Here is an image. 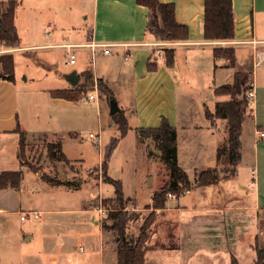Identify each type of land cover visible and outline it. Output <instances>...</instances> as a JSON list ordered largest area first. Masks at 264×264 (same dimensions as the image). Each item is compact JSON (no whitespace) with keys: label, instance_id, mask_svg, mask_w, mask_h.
<instances>
[{"label":"crops","instance_id":"0c3cea01","mask_svg":"<svg viewBox=\"0 0 264 264\" xmlns=\"http://www.w3.org/2000/svg\"><path fill=\"white\" fill-rule=\"evenodd\" d=\"M159 1L174 4L177 23L189 29L187 41L158 42L147 36L149 11L135 0H20L15 14L20 45L7 48L13 50L7 55L14 56L15 83L0 81V175L22 171L24 180L23 170L33 173L19 159V130L28 138L46 136L51 143L55 142L51 145L59 144L66 161H61L59 151L55 150L57 159H49L52 163L82 164V159L72 157L66 150L67 145L80 137L81 101L54 98L51 92L75 90L84 78L81 76L80 84L72 87L65 78L69 73L60 71L66 81L55 84L54 77L35 68V64H40L50 71L60 70V66L67 65L68 56L66 49L58 46L80 45L72 49L77 56L75 65L84 64L86 68L74 71L82 75L90 70L94 82L102 80L129 125L126 137L112 157L114 159L123 149L129 180L113 175L110 162L105 180L122 183L128 209L134 212L149 208L156 216L145 264H154L153 253H157V257L165 252L175 253L172 257L178 264H232L233 260L242 264L241 259L253 252L257 259L253 247L259 240L258 222L260 213L264 212V137L259 135L264 132V0H232L235 38L227 42L205 40L202 32L205 0ZM48 26L53 28L50 34L45 32ZM92 42L109 45L111 54H102L100 48L94 53L91 48L81 46ZM168 48L175 50L173 68L166 64L164 50ZM215 48H234L235 67H229L225 59H215ZM17 54H26L32 59L25 62L28 68L20 72ZM99 58L103 59L104 67L98 64ZM149 63L157 64V70L150 72ZM252 69L250 87L255 100L249 115V129L245 127L246 121L243 122L238 165L254 162L255 179L252 177L247 189L254 193L248 195L252 202L247 205L237 201L217 203L219 182L208 187H193L180 197L168 196L164 209H154L153 194L165 186L169 177L160 151L151 140L141 144L137 130L157 128L165 117L177 131L178 164L194 186L197 173L218 168L216 152L227 139L226 120L211 122L206 117V110L214 114L219 102L215 90L232 84L236 73L244 74ZM205 99L211 101L212 109L205 103L202 106ZM101 106L98 134L107 128L112 140L119 132L109 100ZM139 154H142L144 167L137 170ZM94 168L97 167L85 171ZM35 177L45 181L36 174ZM85 179L80 178L75 184L70 182V176L64 181L57 180L71 183L70 187L47 183L52 188L63 187L73 192L89 183ZM211 188H214L212 192ZM196 194L213 196L214 200L199 204L192 201ZM31 195L23 181L19 190L0 189V264H118L114 236L103 231L96 205L90 207L88 203L101 198V194L91 193L90 200L79 210L56 204L31 210L25 202L28 200L25 196ZM102 199L114 200L115 192L113 197ZM30 211L41 213L40 219L26 224L20 218L23 226L19 232L12 217ZM76 212L90 217L76 221L66 218ZM169 245L173 247H166Z\"/></svg>","mask_w":264,"mask_h":264},{"label":"trees","instance_id":"16d2710c","mask_svg":"<svg viewBox=\"0 0 264 264\" xmlns=\"http://www.w3.org/2000/svg\"><path fill=\"white\" fill-rule=\"evenodd\" d=\"M140 6L149 11L146 35L158 42H178L189 39V29L177 23L175 18L174 4H163L159 0H135ZM20 0H9L5 9L0 4V47L17 48L20 39L15 26L16 8ZM202 32L206 41H232L235 38V16L232 0H205V13L202 21ZM166 64L169 68L175 65V50L168 48L164 50ZM215 59H225L229 67L234 68L236 63L234 48H215L213 51ZM148 70H157V64L149 63ZM15 60L13 55H0V81L15 83ZM84 82L75 90H55L51 92L54 98L77 102L86 96L94 86L93 75L90 70L81 75ZM101 93L108 99L113 98L112 92L102 81H97ZM251 87H245L242 83V75L235 74L232 84L223 85L215 90L216 97L228 98L227 101H219L216 104L215 113L206 111V117L211 122L215 120H226L227 139L217 149V163H225L229 166L227 173L221 174L218 169L205 170L198 174L196 184L193 186L187 173L179 166L177 160V131L162 117L161 124L157 128L139 129L137 135L141 144L151 140L160 151L161 162L167 171L169 180L158 192L153 194L154 209H164L169 195L180 197L189 192L193 187H208L217 185L221 180L236 176L237 167L241 161V133L243 122L246 119V109L249 100L246 95ZM113 120L118 127V136L113 138L106 147L103 171L107 170V159L112 158L117 146L129 131L127 119L122 111L113 115ZM19 133V159L21 160L22 148L26 141L25 133ZM55 150L59 151V159L66 161L59 144L48 146L49 159H57ZM46 182L56 186H72L71 183H63L51 180L43 176ZM23 181L22 171L4 172L0 175V189L19 190ZM115 188V211L108 215L107 221L102 223L105 233L114 236L117 247L118 264H145L146 253L149 250L151 237V226L155 221L153 214L151 220L146 222L139 237L134 240L127 236L128 224L132 221L126 211L128 201L125 200L122 183L109 178L105 180ZM79 186V184H76ZM108 201V200H106ZM257 259L254 264H264V249L256 247ZM232 264H238L236 260Z\"/></svg>","mask_w":264,"mask_h":264},{"label":"rangeland","instance_id":"374dc122","mask_svg":"<svg viewBox=\"0 0 264 264\" xmlns=\"http://www.w3.org/2000/svg\"><path fill=\"white\" fill-rule=\"evenodd\" d=\"M9 0H0L1 7L3 9L6 8ZM21 34H23L21 29ZM27 37V36H25ZM264 50V48H262ZM13 50H9L7 48L0 47V55H7L11 54ZM21 55V56H19ZM31 58L24 54H17L16 56V63L18 66L19 72L22 70L27 69L28 67L25 65L26 61L31 62ZM98 64L101 67H104L103 65V59H98ZM62 62V59L59 60ZM36 66V67H35ZM35 68L37 70H43L48 73L50 77H54V83L55 84H64L65 78L64 75H60V71H65V73H70L74 70H81L84 64H78V65H62L60 66V70H57L53 68L51 71L48 70L45 67H42L40 64H35ZM31 69V67L29 68ZM262 68L258 70L259 74ZM50 71V72H49ZM29 73V72H28ZM254 70H250L247 73L241 74L242 75V83L247 85V87H250V82L253 79ZM63 76V77H62ZM90 92V91H89ZM88 92V93H89ZM87 93V95H88ZM87 95L82 97L80 100V122H79V128L78 133H80L79 140H75L76 142L67 145L66 150L69 155L72 157H75L76 159H82L83 162L80 164L79 162H70L67 161L66 163H52L49 160L48 157V146L51 144H54L55 142L51 143L46 136H36V137H26V141L24 144V147L22 148V155H21V163L25 166V168L30 169V171L24 172V184L29 188V192L33 195L26 197L28 200L25 202L29 205L28 207L31 208V210H37L39 208H44L47 205H58L63 206V208H70L74 210H79L81 206H83L87 201L90 200V195L95 194L96 196H99L101 194V198H109L114 196L115 189L112 185H109V183H105V172L103 171V162L105 159V152L106 147L110 144L111 140L109 139V132L108 129L105 128L103 132H101V145L98 147L94 145L90 140H88L89 133L98 134L99 131V122L101 121L100 117V107L101 104L108 103L109 100V107H111L110 99H104L102 95H100V102L99 103H92L89 102L87 99ZM224 99H228L225 97H217V100L222 101ZM214 100V99H213ZM204 103L210 108H213V104H211L210 100H203L202 106ZM251 107L252 104L249 102L248 107L246 109V119H245V127L246 129H249V126H251V117L249 116L251 113ZM208 111V110H206ZM105 116V115H104ZM107 118H109V115L107 114ZM105 120V117H104ZM216 121V120H215ZM83 138V139H82ZM148 142V141H147ZM152 142V141H151ZM153 143V142H152ZM153 145H155L153 143ZM123 156V149H120L114 159L110 158L107 159V165H111L113 175L116 177H124L127 178V182L129 180V174L130 171L124 162L125 159L122 158ZM113 157V156H112ZM142 154H139V157L137 158L136 169L138 170L139 167H144V163L142 161ZM112 159V161H111ZM127 161V160H126ZM82 165V166H81ZM218 170L221 172V174H224L227 169H229V166L225 163H218ZM62 167L64 169H62ZM90 167H97L94 169H91L89 171H85V169H88ZM98 167H100L98 169ZM248 167V168H247ZM254 162L250 165L242 164L240 167H237V176L230 177L228 179H223L220 181V184L217 189V195L215 197L217 203H225L230 204L234 201H237L240 205H247L252 202L250 199V196L248 195H254V193H251V190H247L250 188V183L252 182V177L255 179V173L253 172L254 168ZM165 172V171H164ZM227 173V172H226ZM35 174L43 178V176H47L50 178H54L57 180H67L70 176L71 183L75 184L77 181L81 178L89 183H84L80 190L77 191H70L66 190L63 187L60 188H52L51 184H48L44 180H37L35 177ZM198 177V173L196 174ZM99 182V183H97ZM97 183V184H96ZM166 185V184H165ZM164 186V185H163ZM68 187V186H67ZM220 188V189H219ZM210 190V189H209ZM214 190V188H211V191ZM254 192V191H252ZM247 194V195H246ZM101 198L96 199L95 201H89V206L93 207L94 204L97 206L100 205L101 202L105 205H111L113 209H115V203L112 200H101ZM204 204L207 202H211L214 200L213 196L209 195H194L192 196V201ZM128 215L133 217L132 221L128 224L127 228V236L130 239L136 240L140 235V230L142 226L148 221L151 220L150 216L153 214L156 221V216L149 208L143 210V211H132L131 209L127 208ZM111 213V212H110ZM108 213L104 217H100L98 214V218L101 223L107 221ZM90 217L89 214L86 213H73L66 216V218L70 220H81L82 218L84 220H87ZM260 220L258 222V233L259 240L257 244L253 247L256 250V247L260 249H264V212L260 213ZM59 218V216L57 217ZM56 218V219H57ZM12 221L16 223V227L19 230V232L22 229L23 224L20 222V215L16 217H12ZM31 220L26 221L28 224ZM154 221V223H155ZM153 223V225H154ZM153 225L151 226V229L153 228ZM110 234V233H109ZM111 237L113 236L110 235ZM254 245V244H253ZM166 247H173V245H169ZM160 249V248H158ZM174 250V248H173ZM159 251V250H156ZM172 251V250H171ZM148 253V251H147ZM146 253V255H147ZM154 255V264H178L177 259L173 258L172 256L175 253H159V255L156 257L155 255L157 253H153ZM254 254V255H253ZM247 254L246 258L241 259L242 264H250L254 263L256 261L255 252L252 253V255Z\"/></svg>","mask_w":264,"mask_h":264},{"label":"built area","instance_id":"2783aa9c","mask_svg":"<svg viewBox=\"0 0 264 264\" xmlns=\"http://www.w3.org/2000/svg\"><path fill=\"white\" fill-rule=\"evenodd\" d=\"M53 28L51 26H48L45 29V32L47 34H50L52 32ZM80 45H60L58 47H64L66 49V53L68 56V61H67V65L69 66H73L77 63V56L74 53V51H72L73 48L75 47H79ZM81 46H86L88 48L92 49V52L96 53L97 49H102L101 52L104 55H110L111 54V47L107 44H97V43H90V44H86V45H81ZM100 95L101 92L98 88V84L97 82H94V86L92 87V89L90 90V92L87 95V99L89 102L92 103H99L100 102ZM247 99L250 101L251 104H253V101L255 100V93L254 91L250 88L247 92L246 95ZM260 137L263 138L264 137V132H260L259 133ZM101 135L100 134H94V133H89L88 135V140H90V142H92L94 145L96 146H100L101 145ZM170 197L172 195H169ZM115 211V209L112 208L111 205H105L103 204V202L100 203L99 206L96 207V213L100 216V217H104L106 216L108 213ZM126 211L127 208H126ZM20 218L22 221H27V220H39L41 213L39 212H34V211H30V212H22L20 213Z\"/></svg>","mask_w":264,"mask_h":264},{"label":"water","instance_id":"95a60500","mask_svg":"<svg viewBox=\"0 0 264 264\" xmlns=\"http://www.w3.org/2000/svg\"><path fill=\"white\" fill-rule=\"evenodd\" d=\"M65 78L72 87H77L80 84L81 75L78 74L76 71H73L67 74ZM110 104H111V115L113 116L119 112V107L114 98L110 99Z\"/></svg>","mask_w":264,"mask_h":264}]
</instances>
